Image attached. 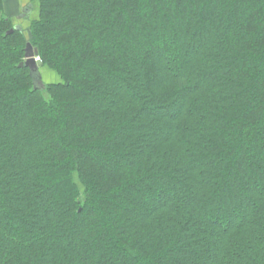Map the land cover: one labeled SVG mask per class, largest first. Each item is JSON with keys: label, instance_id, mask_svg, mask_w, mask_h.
Wrapping results in <instances>:
<instances>
[{"label": "trees", "instance_id": "16d2710c", "mask_svg": "<svg viewBox=\"0 0 264 264\" xmlns=\"http://www.w3.org/2000/svg\"><path fill=\"white\" fill-rule=\"evenodd\" d=\"M36 5L0 0V264H264V0Z\"/></svg>", "mask_w": 264, "mask_h": 264}, {"label": "water", "instance_id": "95a60500", "mask_svg": "<svg viewBox=\"0 0 264 264\" xmlns=\"http://www.w3.org/2000/svg\"><path fill=\"white\" fill-rule=\"evenodd\" d=\"M30 7L31 5L26 7L18 18H23L25 17L26 13H30ZM14 30H22V26L20 24H16L7 33L10 34ZM37 56V48L33 47L30 42H27L25 47L24 60L19 64V66H24L28 68L29 75L32 79L33 88L39 91H44L46 86L45 83L42 81V77L40 74V67L42 66V62L40 59H36Z\"/></svg>", "mask_w": 264, "mask_h": 264}, {"label": "crops", "instance_id": "0c3cea01", "mask_svg": "<svg viewBox=\"0 0 264 264\" xmlns=\"http://www.w3.org/2000/svg\"><path fill=\"white\" fill-rule=\"evenodd\" d=\"M29 5H31L30 13H26L23 18H18L22 11ZM2 7L3 15L10 18L16 24L27 22L32 17H35L37 13L36 0H2Z\"/></svg>", "mask_w": 264, "mask_h": 264}, {"label": "rangeland", "instance_id": "374dc122", "mask_svg": "<svg viewBox=\"0 0 264 264\" xmlns=\"http://www.w3.org/2000/svg\"><path fill=\"white\" fill-rule=\"evenodd\" d=\"M29 21L30 20H28L27 22H23V23L17 22V23L23 24L21 26H22V29L25 31V33H26V29H27L26 26L29 24ZM13 24L16 25V23H13ZM40 74H41V77H42V81L45 84L46 83H50V82H56V81L59 80V78H58V76L56 75L55 72H53L52 70H49L47 68H44L42 66L40 67Z\"/></svg>", "mask_w": 264, "mask_h": 264}, {"label": "built area", "instance_id": "2783aa9c", "mask_svg": "<svg viewBox=\"0 0 264 264\" xmlns=\"http://www.w3.org/2000/svg\"><path fill=\"white\" fill-rule=\"evenodd\" d=\"M36 59H39V57H36Z\"/></svg>", "mask_w": 264, "mask_h": 264}]
</instances>
